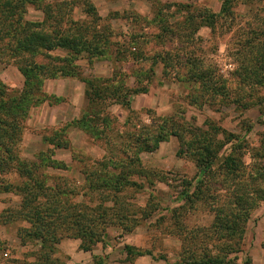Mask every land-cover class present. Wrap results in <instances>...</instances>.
<instances>
[{"label": "trees", "instance_id": "16d2710c", "mask_svg": "<svg viewBox=\"0 0 264 264\" xmlns=\"http://www.w3.org/2000/svg\"><path fill=\"white\" fill-rule=\"evenodd\" d=\"M229 2L226 1V4ZM174 6L181 14V21L172 22L162 7L155 10L153 20L140 18V21L160 27V34L155 37L158 44L170 40L183 49L176 47L172 52H161L149 58L141 46L137 48L134 47L136 44H131L132 39L126 45L114 42L112 28L99 15L91 0L54 3L46 0H0V62L18 64L25 79L21 92L9 91L0 81V169L12 163V171L20 179L18 184L0 182V194H15L22 198V212L25 213L22 219L30 228L22 229L21 233L39 247V252L35 254L39 264H60L55 256L57 246L64 239L79 240L80 249L90 252L93 247L103 243L109 228L116 227L122 233L130 234L151 220L160 211L158 203L153 205L159 198L154 186L162 181L163 173L145 168L141 155L157 151L170 138L179 141L177 156L192 160L199 172L198 180L187 181V189L180 193L181 200L187 206L175 207L170 212L175 214L178 222L200 211L213 218L208 227L189 230L187 225L181 226L191 240L186 245L189 256L182 264H233L228 257L240 251L251 212L264 200V165L248 174L246 188L240 180V173L246 167L235 158V153L221 156L226 144L218 137L228 138V132L209 124L207 131L185 125V119L177 115L156 116L150 125L117 128V119L109 112L111 106H118L129 112L128 119L131 121L137 115L133 101L137 96L148 94L147 84L155 75L158 65L163 68V77L171 71L175 72L179 81L190 91V105H195L193 99L208 91L213 83H220V80L215 82L213 67L210 68L186 47L192 46L195 39H200L198 35L202 29L213 30L221 16L209 9ZM29 7L41 12L43 20H28ZM228 12L224 6L222 14ZM172 19L175 20V17ZM245 45H249V42ZM256 47L262 51L264 44ZM112 59L118 63L131 61L136 65L152 63L143 74H136L138 81L134 88L125 84V77L119 72L110 78H86L81 73L79 62L82 60L94 64ZM183 68L184 72H181ZM60 78L75 79L85 85L88 108L79 120L74 121V126L93 140L104 143L106 155L100 160H90L84 174L85 195L93 202L92 205L73 203L71 199L77 195L75 190L47 186L39 175L41 164L18 157L24 121L29 111L44 103L43 98H46L44 81ZM141 80L147 83L146 86H141ZM193 85L200 86L198 92H191ZM207 105L213 104L209 102ZM67 128L44 138L53 154L57 150L71 149ZM236 148L239 146H235L233 151ZM46 167L66 169L62 162L56 161ZM219 170L226 174V180L214 195L205 194L202 189L204 180L216 176ZM143 192H150L144 205L139 204L137 198V193ZM193 243H196L195 246ZM262 247L264 249V244ZM126 248L129 256L152 255L132 247ZM197 252H202L199 258ZM3 264L24 262L15 260Z\"/></svg>", "mask_w": 264, "mask_h": 264}, {"label": "rangeland", "instance_id": "374dc122", "mask_svg": "<svg viewBox=\"0 0 264 264\" xmlns=\"http://www.w3.org/2000/svg\"><path fill=\"white\" fill-rule=\"evenodd\" d=\"M60 1L64 0H46L48 3ZM91 1L99 15L106 19L112 28L114 42L126 45L132 39L131 44H136L134 47L138 46L137 48L142 47L149 58L161 52H172L176 47L183 48L170 40L158 44L155 37L160 34V27L157 24L148 25L146 21H140V18L151 21L155 10L162 7L164 14L172 22L181 21V14L176 11L174 5L209 9L221 16L213 30L202 29L198 35L200 39H195L192 46L186 47L197 58L203 59L210 68L213 67L215 82L220 80V83L211 85V91H204L200 97L193 99L195 105L189 104L190 91L179 81L175 72L171 71L168 76L163 77V68L158 65L149 84L141 80V86L147 84L149 92L135 97L133 109L137 115L132 117L131 121L129 112L118 106H111L109 112L117 119V128L137 124L150 125L156 116L177 115L185 119V125L207 131L209 124L215 129L228 132V138L221 135L218 137L226 144L221 156L227 157L235 153V158L246 167L240 173V180L245 186L248 174L253 173L256 167L259 169L264 165V49L260 51V48L256 47L264 44V0ZM226 1H230L229 4H226ZM169 6L171 8H168ZM224 6L229 12L223 15ZM26 17L30 21L43 20V14L34 7L28 8ZM172 17H175V20ZM247 42L249 45L246 46ZM260 47L262 48V45ZM151 63L152 61H149L136 65L131 61L118 63L115 59L94 64H88L86 60L79 62L84 77L110 78L119 72L125 77L124 82L129 88H134L135 82L138 81L136 74H143ZM181 72H184V68ZM0 81L9 91L24 90L25 79L16 63L0 62ZM43 86L46 98H43L44 103L29 111L24 121V134L18 157L41 164L39 175L46 181L47 186L75 190L77 195L71 199L73 203L92 205L93 202L85 195L84 174L90 160H100L106 153L103 142L93 140L74 126V121L79 120L88 108L85 85L75 79L60 78L47 79ZM199 88L200 86L193 85L191 92H198ZM209 102L213 105H207ZM66 127L71 149L57 150L53 154L44 138ZM235 146L239 148L233 151ZM179 150V141L170 138L162 143L157 151L141 155L145 168L163 173L162 181L154 186L155 194L159 198L153 205L158 203L160 211L151 220L130 234L122 233L116 227L109 228L103 243L93 247L90 252L80 249L79 240L64 239L57 246L55 256L60 264H182L189 256L186 245L191 243V240L184 234L181 226L187 225L189 230L208 227L213 218L200 211L189 214L178 222L175 214L170 212L175 207L187 206L186 202L181 200L180 193L187 189V181H197L199 178L198 169L192 160L177 156ZM52 161L62 162L66 169L47 168ZM11 168L12 163H9L5 169H0L1 183H19V176ZM225 176L226 174L219 170L216 176L205 179V185L202 187L205 194L214 195L226 180ZM241 188L243 190V186ZM222 192L225 194V191ZM148 193H137L139 204L144 205L148 200ZM21 204L22 198L18 195L0 194L1 264L15 260L24 264H39L35 256L39 247L21 233L22 229L30 228L22 219L25 213L22 212ZM262 243L264 244V200L251 212L240 251L232 253L228 260H232L233 264H264ZM194 244L196 243H193V246ZM126 247L150 252L152 255L129 256ZM201 253L197 252V258Z\"/></svg>", "mask_w": 264, "mask_h": 264}, {"label": "crops", "instance_id": "0c3cea01", "mask_svg": "<svg viewBox=\"0 0 264 264\" xmlns=\"http://www.w3.org/2000/svg\"><path fill=\"white\" fill-rule=\"evenodd\" d=\"M263 244V243H262ZM262 244H260V245H262Z\"/></svg>", "mask_w": 264, "mask_h": 264}]
</instances>
